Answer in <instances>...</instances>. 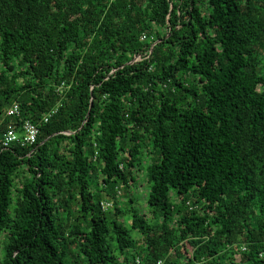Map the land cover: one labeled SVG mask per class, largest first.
I'll return each instance as SVG.
<instances>
[{"label":"trees","instance_id":"16d2710c","mask_svg":"<svg viewBox=\"0 0 264 264\" xmlns=\"http://www.w3.org/2000/svg\"><path fill=\"white\" fill-rule=\"evenodd\" d=\"M26 119L0 264H264V0H0V140Z\"/></svg>","mask_w":264,"mask_h":264},{"label":"built area","instance_id":"2783aa9c","mask_svg":"<svg viewBox=\"0 0 264 264\" xmlns=\"http://www.w3.org/2000/svg\"><path fill=\"white\" fill-rule=\"evenodd\" d=\"M114 1V0H109ZM145 38V34L141 35V39ZM19 105L14 102L8 107L6 114L8 116H18L19 115ZM56 111V108L48 111L43 115L42 120L47 121L48 117ZM38 126L36 123L26 119L22 123L15 125L14 123H9L6 129L2 132L0 144L2 147H9L12 144L18 143L20 145L33 144L37 138ZM100 206L103 210L112 206L111 200H103L100 202ZM138 263V258L136 259ZM157 264H160L158 261Z\"/></svg>","mask_w":264,"mask_h":264},{"label":"rangeland","instance_id":"374dc122","mask_svg":"<svg viewBox=\"0 0 264 264\" xmlns=\"http://www.w3.org/2000/svg\"><path fill=\"white\" fill-rule=\"evenodd\" d=\"M144 178V177H143ZM131 189L134 190V193L136 194V203L135 206L138 207L141 211L147 213L146 211L150 208V206L146 203L145 197L148 190V185H145V180H139V183L137 186H132ZM118 194V198L121 200L119 201V204L123 206L124 199H126V190L120 189ZM104 198H108L106 195H104ZM13 205V204H12Z\"/></svg>","mask_w":264,"mask_h":264}]
</instances>
